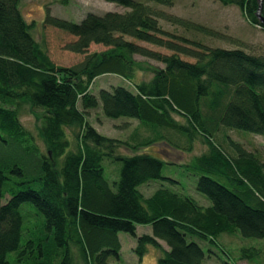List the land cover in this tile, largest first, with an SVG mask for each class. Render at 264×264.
Returning <instances> with one entry per match:
<instances>
[{
    "label": "trees",
    "instance_id": "trees-1",
    "mask_svg": "<svg viewBox=\"0 0 264 264\" xmlns=\"http://www.w3.org/2000/svg\"><path fill=\"white\" fill-rule=\"evenodd\" d=\"M105 1L125 10L87 12L73 22L46 9L42 25L73 36L65 44L71 52L85 53L91 43L108 46L75 65L62 66L33 36L20 0H0V140L10 146L0 156V264H107L110 256H119L118 232L135 237L134 252L140 259L148 246L158 249L155 264H202L201 242L216 244L221 233L264 238V159L224 132L264 136V56L163 31L157 18L165 16L216 34L148 4L170 6L174 0ZM217 1L237 6L250 24L264 29L256 16L258 0ZM260 14L264 18V0ZM124 36L173 52L162 54ZM134 54L163 66L147 81L136 82ZM102 74L117 75L130 87L115 85L94 94L92 83ZM91 109L107 118L135 119L150 134H135L130 145L134 152L120 153L122 141L100 134L88 122ZM26 110L40 116L43 149L20 122ZM159 139L186 151L196 140L206 146L185 166L209 205L163 183L149 195L142 191L152 182H175L162 175L164 160L139 151ZM106 164L114 165L113 173ZM20 184L24 186L17 189ZM25 202L43 214L45 236L22 241L20 205ZM137 224L149 225L152 233L136 234ZM10 252L14 256L8 259Z\"/></svg>",
    "mask_w": 264,
    "mask_h": 264
},
{
    "label": "rangeland",
    "instance_id": "rangeland-1",
    "mask_svg": "<svg viewBox=\"0 0 264 264\" xmlns=\"http://www.w3.org/2000/svg\"><path fill=\"white\" fill-rule=\"evenodd\" d=\"M148 4L164 15L177 16L204 25L216 31V34L211 36L198 32L190 27L170 21L165 16L157 18L158 26L163 31L193 41H199L211 47L241 48L248 53L264 56L263 27L257 24H250L244 18L241 10L235 5H223L217 0H174L170 6L161 5L153 1H149ZM19 9L24 20L31 25L33 36L45 45L50 59L55 64L62 66L75 65L81 62L86 54L105 51L108 46L91 43L85 53L71 52L65 48V44L72 41L74 39L73 36L42 25L46 9L54 16L73 22H79L87 12L101 14L105 11L122 12L125 10L123 7L105 0H20ZM124 38L162 54H171L173 52L162 46L135 40L129 36H124ZM179 56L183 59L194 61L189 56H184L183 54H179ZM131 59L134 71L133 79L136 82L147 81L156 68L163 66L161 62L139 54L132 55ZM115 85L130 87L124 79L117 75L102 74L93 81L91 91L97 94L100 88L108 89ZM173 116L180 122L183 121L178 115L173 114ZM19 119L23 127L32 133L34 141L43 149L41 140L38 138L40 116L37 111H23ZM87 120L100 134L122 141V144H119L117 149L123 154L134 152L130 145L135 134L140 136L150 134L135 119L128 117L107 118L101 114L99 109L88 110ZM240 131L242 133L224 130L231 139L241 143L247 150L258 151L261 158L264 159V136L245 130ZM66 133L71 140L72 133L69 128H66ZM164 134L170 135L168 131L164 132ZM126 142L129 144H125ZM9 149L10 146L0 140V156H6L9 153ZM205 150L206 146L199 140L194 141L190 151L181 150L176 146L173 147L169 142L162 139L146 148H141L140 152H145L164 160L166 163L162 167V175L175 180V182H152L148 186H142V191L145 194H150L155 185L158 184L157 186H159V184L163 183L172 190L193 197L200 204L206 203L205 205H209V200L195 189L196 176L188 172L185 166V163L189 162L194 155H198ZM17 157L15 155L12 158V164L15 163ZM7 158L9 159L10 156ZM116 165L117 167L119 166L118 164ZM106 170L108 173H113L114 165L106 164ZM15 178L20 179L17 176ZM23 186L20 184L16 188L21 189ZM20 210L23 214L22 241L26 238L37 239L45 236L47 231L42 225L43 214L36 210L30 202L22 203ZM143 233L151 234V227L137 224L136 234L140 235ZM118 238L120 241L119 256L117 258L110 256L107 264H155L160 254L158 249L148 246L146 253L140 259L134 252L135 237L126 232H118ZM159 243L161 248H167L163 241H159ZM200 245L205 253L202 264H264V238L244 237L236 231L233 234L221 233L217 237L216 244L203 241ZM13 256L14 252H10L7 258L11 259Z\"/></svg>",
    "mask_w": 264,
    "mask_h": 264
},
{
    "label": "water",
    "instance_id": "water-1",
    "mask_svg": "<svg viewBox=\"0 0 264 264\" xmlns=\"http://www.w3.org/2000/svg\"><path fill=\"white\" fill-rule=\"evenodd\" d=\"M261 3H262V0H258V8H257V11H256V16L260 22V24L262 26H264V18L261 16L260 14V10H261Z\"/></svg>",
    "mask_w": 264,
    "mask_h": 264
}]
</instances>
